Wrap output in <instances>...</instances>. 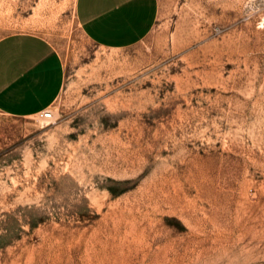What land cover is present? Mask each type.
<instances>
[{"label": "rangeland", "instance_id": "rangeland-1", "mask_svg": "<svg viewBox=\"0 0 264 264\" xmlns=\"http://www.w3.org/2000/svg\"><path fill=\"white\" fill-rule=\"evenodd\" d=\"M157 1L105 48L75 0H0L64 63L50 121L0 112V264H264V0Z\"/></svg>", "mask_w": 264, "mask_h": 264}, {"label": "crops", "instance_id": "crops-1", "mask_svg": "<svg viewBox=\"0 0 264 264\" xmlns=\"http://www.w3.org/2000/svg\"><path fill=\"white\" fill-rule=\"evenodd\" d=\"M157 0H75L74 14L84 35L105 48H125L149 34ZM64 63L45 37L18 31L0 37V112L37 115L59 96Z\"/></svg>", "mask_w": 264, "mask_h": 264}, {"label": "built area", "instance_id": "built-area-1", "mask_svg": "<svg viewBox=\"0 0 264 264\" xmlns=\"http://www.w3.org/2000/svg\"><path fill=\"white\" fill-rule=\"evenodd\" d=\"M38 115L42 120L50 121L53 118V111L49 108H46L39 112Z\"/></svg>", "mask_w": 264, "mask_h": 264}, {"label": "bare ground", "instance_id": "bare-ground-1", "mask_svg": "<svg viewBox=\"0 0 264 264\" xmlns=\"http://www.w3.org/2000/svg\"><path fill=\"white\" fill-rule=\"evenodd\" d=\"M45 121V120H44Z\"/></svg>", "mask_w": 264, "mask_h": 264}]
</instances>
